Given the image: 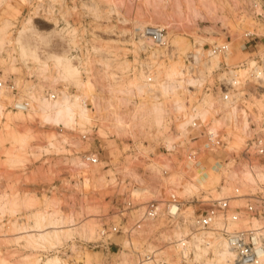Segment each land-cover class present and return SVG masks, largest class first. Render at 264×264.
<instances>
[{
	"label": "rangeland",
	"instance_id": "1",
	"mask_svg": "<svg viewBox=\"0 0 264 264\" xmlns=\"http://www.w3.org/2000/svg\"><path fill=\"white\" fill-rule=\"evenodd\" d=\"M48 1L0 0V28L7 25L1 32L6 43L0 50V77L4 75L2 79L5 81L14 80L31 98L33 94L44 98L43 92L47 90L60 91L59 99L64 93L70 95L71 92L72 97L84 96L81 101L89 103L91 112L96 108L97 101L102 108L99 109V117L95 116L92 122L83 123L78 119L61 131L59 125L44 122L34 112L23 113L20 120L18 112L9 108L13 95L3 89L9 104L6 103L4 110L0 111V192L1 200L5 198L7 204L3 215H0V264H43L51 257L60 258L63 264H95L106 259V252H123L125 249L138 252L149 248H160L171 257L175 251L168 236H176L179 232H172L163 218L157 221L156 227L146 224L137 237L132 238L134 247L121 234L101 238V230L113 226H133L142 217L147 203L168 198L171 189L190 202L186 214L191 218L213 207L217 199L234 198V202H231L233 208H243L249 197L264 193V182L245 186L241 179L232 180L229 177L234 167L242 169L244 166L259 165L264 168V158L249 160L245 156L248 136L239 128H227L219 123L217 126L223 132L224 144L215 150L204 140L192 141L195 144L191 146L200 147L195 164L187 160L185 144L181 143L176 152L166 151L169 146L167 138L173 139L172 144L180 141L177 136L178 132L183 131L180 124L192 116L193 97L190 107L187 106L189 90L180 82L188 52L198 46L208 49L231 39V63L238 64L250 58L254 52L259 53L261 58L260 53L264 52V15L257 16L255 8L251 6L253 0H144L137 5H133L132 0H73L74 6L68 4L62 10L60 8L55 16H48ZM258 2L264 10V0ZM69 7H72V13ZM113 10L118 17L113 16ZM57 18L69 23L71 28L81 27L78 33L83 36L82 42L86 45H101L99 50H80L86 76L73 63L67 50L50 48L51 42L57 37L61 38L54 28L59 23ZM128 22L137 34L141 28L167 26L171 42L167 56L152 59L151 54L156 58L161 53L157 50L155 53L141 54L133 39L129 40L131 33L127 30ZM25 26L30 30L25 41L37 49L38 61L20 55L18 37ZM248 31H254L257 36L254 35L247 49H243V34ZM14 53L17 56L12 55ZM94 53L99 57L93 56ZM52 54H64L71 59L72 64L79 68L82 85L57 77L61 70L55 67L54 59L50 58ZM147 58L155 68L152 72L154 86L140 71V63ZM92 68L93 73H87V69ZM173 68L179 72L178 76L167 77V71ZM129 69L132 76L128 74ZM143 74L145 77H142ZM131 81H134V87L140 88L130 86ZM188 81L195 84L192 78ZM159 83L161 86L167 83L169 90ZM172 86L174 91L170 89ZM257 89L259 93L251 96V102L247 103L257 109L259 115L256 118H261L264 92L255 83L246 87L251 92H257ZM176 100L181 102L180 107L176 106ZM203 100L205 104L207 100L213 103L211 98ZM204 102L198 98L196 108L203 110ZM155 103L165 105L168 126L161 131L146 128L144 136L140 130L133 128L135 121L131 118L136 109L134 106L142 104L147 109ZM199 105L202 107L199 108ZM220 108L222 117L215 121H223L228 115L229 107L226 104L220 105ZM213 112L211 109L207 116ZM183 115L188 117H184V120ZM116 116L121 117L122 122H118ZM118 125L121 130L116 128ZM77 126L79 128L75 133L69 132ZM92 126H96L92 139L82 141L79 133ZM228 129L232 130L233 135L228 134ZM17 134L30 137L25 149L20 152L21 155L23 152V161L11 164L10 157L20 151L13 141ZM238 137L243 141L238 142ZM89 151L99 153L98 165L83 162V156ZM79 160L85 169H82ZM155 164L160 172L150 170L154 169L152 166ZM164 170H169L168 174L164 175ZM190 181L197 184L199 189L182 195ZM239 195L244 198L240 205L235 202L239 200ZM37 212H58L67 221L75 220L77 230L88 223L95 227L96 232L92 238L85 237L81 232L59 242L30 246L25 239V230L33 226ZM4 217L6 220L1 223ZM70 224L73 223L66 226ZM240 225L245 224L242 222ZM27 227L29 229H25ZM215 235L219 236L217 233ZM127 243L129 245L126 246ZM110 244L111 250L108 248ZM208 251L213 253L212 249ZM207 253L202 257L204 260H198L201 264L213 259L214 254L208 258Z\"/></svg>",
	"mask_w": 264,
	"mask_h": 264
},
{
	"label": "built area",
	"instance_id": "2",
	"mask_svg": "<svg viewBox=\"0 0 264 264\" xmlns=\"http://www.w3.org/2000/svg\"><path fill=\"white\" fill-rule=\"evenodd\" d=\"M143 1L144 0H132V4H141ZM40 2H42V0H40ZM48 3V16H55L60 8L62 10V8L68 4L75 5L73 0H49ZM251 6L255 8L257 16L264 15V10L260 7L258 0H253ZM70 8L72 7L68 9ZM84 10L81 12H84ZM70 11L72 13L71 9ZM120 11L122 10L120 9ZM113 16L118 17L115 10H113ZM57 19L59 23L54 25V28H56L61 35V38L57 37L53 43L51 42L50 48H63L67 50L73 63L84 72V58H81L82 54L80 55V50L84 48L99 50L102 48L101 45L98 43H94L90 46L86 45L82 42L83 36L78 33L81 27L71 28V25L63 19ZM121 21L124 22L123 20ZM127 26V30L131 33L129 35V40L133 39V43L137 44L141 54H151L155 53L157 50L161 51V53L157 55L156 58L155 55L151 54L152 59H162L167 56L171 47L169 29L167 26L158 25L141 28L138 34L135 32L132 24L128 22ZM254 35L257 36L254 31H248L243 34V40L245 41L243 49H247ZM136 38L138 41L135 42ZM231 44L232 41L230 39L229 41L210 46L208 49H205L204 46H198L188 52L184 58L183 76L180 82L186 85L189 90V101L187 106L190 107L191 97H193L194 100V103L191 104L193 113H195L196 106L198 105V98L201 101L211 98L213 102L216 103L214 105L216 111L213 112L211 116L205 118L201 116L192 117L187 127V137L183 138V141L181 138L180 141H176L170 147L167 146L166 148L167 152H176L180 149L179 145L181 143L185 144L184 152L187 156V160L192 164L197 162L200 153L199 146H191L195 144L192 143V141L198 142L199 139L200 141L204 140L205 144L214 150L220 148V146L224 144L223 132L220 128H214L215 120L222 117V114L217 112L220 103H231L249 114V136L247 137L245 156L249 160L264 158V110L261 112V118H256L258 117L257 109L249 106L247 103L251 102V96L259 93V89H257V92L246 90L249 84L255 83L260 86V91L264 92V52H262L263 54L260 53L262 55L261 58L259 53L254 52L251 54L250 58L238 64H233L230 60ZM93 56L99 57L97 53H94ZM148 58L143 60L139 67L140 71L144 72L147 76L148 83L153 84L155 79L152 72L155 68L151 66V62H149ZM214 64H216L215 67ZM87 73H93V68L87 69ZM83 74L86 76L85 72ZM118 74L122 75V73ZM121 75L117 76L120 77ZM190 78L195 80V84L189 83L188 80ZM0 89H4L8 94L13 95L14 99L9 106L10 111L30 112L36 107L34 106L32 98L24 93L14 80L8 79L5 81L0 77ZM69 94L73 95L71 92ZM60 96V91L49 92L47 90L43 92V97L50 101L59 99ZM86 105L89 107L88 102H86ZM170 126L172 125L170 124ZM58 127L61 131L66 129L64 126ZM95 127L96 126H92L88 129L90 131H81L79 133L81 140L90 141ZM77 128H79V126L74 128V130L70 129L69 132L75 133ZM83 157L82 160L88 165L95 166L100 163L99 153L95 151H89ZM82 169H85L84 166ZM168 171L169 170H165L163 174H168ZM1 196L2 193L0 192V197ZM232 199L234 198H222L217 200L213 207L202 211L192 218H187L186 212L190 202L185 198L179 197L176 191L171 189L168 198L152 200L147 203L142 217L133 226L127 228L122 226L104 228L101 230L100 237L107 238L114 234H121L131 241L133 237H137L136 235L139 231H142L146 227V224L152 221L157 222L163 218L168 222V225H170L169 228L172 232L175 231L181 234V236L174 239H171V236L174 234H170L169 236V240L171 241L170 245L175 251L172 252L173 256H168L166 252H162L160 248H149L144 251L140 249L138 252H106V259L101 263L95 264H124L129 261V259H134L135 264H201V262L196 259V245L201 243L198 242L197 238L199 237L202 239V246H204V242L207 241L209 243L213 239L205 234L209 231H217L219 235L226 239L229 248L234 254V264H263L264 193H258L255 196L249 197L243 208H233L231 204ZM5 220L6 218L4 217L1 223L5 222ZM219 221H221L223 225L222 227L216 228L215 226ZM239 222H247L250 226L244 229L230 228L231 224ZM252 222H257L258 225H251ZM131 246L134 247L132 241ZM108 248L111 250L112 245H108ZM211 256H213V253L208 252L207 257L210 258Z\"/></svg>",
	"mask_w": 264,
	"mask_h": 264
},
{
	"label": "bare ground",
	"instance_id": "3",
	"mask_svg": "<svg viewBox=\"0 0 264 264\" xmlns=\"http://www.w3.org/2000/svg\"><path fill=\"white\" fill-rule=\"evenodd\" d=\"M6 24H7V22H6ZM6 26L7 25H5L4 28ZM4 28H0V29H2V30H0V36H1V32L6 29V28L5 29ZM29 31L30 30L25 26L23 28V30H21L19 33L18 42H19L20 48H21L20 55H22L21 57H23V58L33 57L34 58V59L32 58L33 60L38 61V58L40 59V57L36 51L37 49H34L35 48L34 46L32 47L31 45L27 44L25 41ZM5 43L6 42H5L4 36H1L0 37V50L2 49V47ZM55 54L54 55L52 54L53 56H51L50 58L52 60L54 59L55 67L59 68L61 70L60 76L58 75L57 77H59L60 79L66 80V81L67 80H70L73 82L75 81V83L77 81L79 84L80 83L79 68L75 67V65L72 64L71 59H69L64 54H62V55H59V54L55 55ZM12 55L17 56L16 53H14ZM12 55H10V56L14 57ZM14 59H15V57H14ZM43 67L46 69L47 65L44 64ZM44 68H42V69H44ZM9 70H12V69L9 68ZM13 70H14V68H13ZM42 71H44V70H42ZM44 72H46V71H44ZM178 74H179V72L175 68L167 71V73H166L167 77H175L176 75L178 76ZM143 75H142V77H145V75L144 76ZM57 77H56V79H57ZM134 85H135L134 81H131L130 86H132L133 88H136V89L140 88L139 86L134 87ZM145 85H147V84H145ZM145 85H144V87H145ZM159 85H160V83H159ZM153 86H154V84H153ZM173 86L170 89H172L174 91ZM156 87H157V85L155 86V88ZM161 87L164 88L165 90H169L167 83H165L164 86H161ZM3 91H4L3 89H0V111L4 110V108L6 107L5 106L6 103H8L7 101H9L6 97V95L3 93ZM122 91H123V89H122ZM126 91H128V90H126ZM150 91L153 92L152 89ZM32 96L34 97V100L32 99V101L34 102V106H36V107H34L30 112H34L36 114H39L44 122L57 124L59 126H70L71 124H74L75 122H77L78 119H80L83 123H90L94 120L95 116L99 117L97 115L99 114L98 113L99 109L102 106L99 104L100 102L96 100L97 101V104L95 106L96 108H94L93 112H91L89 107H87L88 105H86V103L84 104L81 101V100H84L83 99L84 96H81V95H78L76 97H72V96L68 95L67 93H64L63 96L59 100L56 99L54 101H50V100L46 99L45 97L44 98L36 97L37 95H34V94ZM92 100L95 101V98L94 99L92 98ZM175 102H176L177 107L181 106L179 104L181 102L178 103L177 100ZM202 102H204V100ZM207 102H209V103H207ZM207 102H206V104L204 102V104L206 105V106L204 105V107H202V105H199L200 106L199 108L202 107L203 110H198L196 108L195 113H193V111H192V113L189 111L192 114V116L189 118L191 119L194 116H196V117L201 116V117L205 118V117H207V114L209 111H211V109H212V111L215 112L216 109L214 108V105L216 103L213 102L211 104V100L210 101L207 100ZM222 104H226V106L229 107V109H228L229 112L227 113L228 115L225 116V118H223V121H215L214 128L215 129L218 128L217 125H219V123H221V124H223L222 126H227V128H233V129L239 128L242 131H244V135L249 136V128H248V126H249V124H248L249 114H247V112H245L244 110L241 112L237 106H234L231 103H220V105H222ZM103 105H104V103H103ZM110 106H112V104ZM164 106L165 105L163 103H155L151 107L144 109L146 107L145 105L135 104L134 107L136 109L133 112L134 114H132L133 118H131L132 120L135 121L133 128L140 130L139 132L143 133L144 136H146L144 133V130L146 128H158L159 131H161L162 128L166 129L168 125H167V123H166L167 121L165 119V114H164L165 108H164ZM220 110H221V108L219 106L217 112L220 113ZM23 113H26V112H18V114L20 116V120L23 119V116H24ZM182 117L184 118V117H188V116L183 115ZM186 119L187 120L185 122H182L180 124V128L183 131L177 133L178 134L177 136L179 137V139L182 138V141H183V138L187 137V135H186L188 133L187 127L191 121L188 118H186ZM95 120H96V118H95ZM116 120L118 122H122L121 117L116 116ZM184 120H185V118H184ZM23 121H26V120H23ZM179 122H180V119H179ZM119 127H121V126L118 125V127H116V128L118 129ZM119 130H121V129L119 128ZM228 130H229L228 134L233 135L232 130L231 129H228ZM12 135H15V134H12ZM241 135H242V133H241ZM29 137H30L29 135H18V134L15 136V138L13 137V141H15L14 143L18 144L20 151L18 154H14L13 156L10 157L9 160H10L11 164H18V163H21L23 161V152H22V155L20 154V152L25 149L26 145L28 144ZM242 137H244V136H242ZM238 138H239L238 142L243 141V139L241 137H238ZM172 140L173 139L170 137L167 138V143L169 144L168 147H170L172 145ZM50 144L52 145L51 142H50ZM81 162L82 161H80L79 163H81ZM156 166H157L156 164H155V166L153 165L152 167H154V169L152 168L150 170H153V171L157 170L158 168ZM157 171L160 172L159 170H157ZM164 172H165V170H164ZM156 173L157 172H155V174ZM229 177L232 180L241 179L243 181L242 183L244 185L245 184L246 185L247 184L254 185V184H257L259 181L264 182V168H262L259 165H254L252 167L251 166L250 167L244 166L242 169H237L236 167H234L232 169V171L229 173ZM192 184L193 183H191V181L189 184L188 183L186 184V186L184 187V192L182 195H184V193L186 195H188L192 192L193 189L195 191L199 189V188H197L198 186H196L197 184L196 185H194L195 183L193 185ZM237 198H239V200H238L239 202L237 200L235 202H237L238 205H240V202H242V200L244 199L243 195H239V196H237ZM1 199H3L2 196L0 197V201H2L1 205H0V215L2 216L3 215L2 211H4L7 204L5 205V198H4V201ZM232 202H234V201H232ZM58 214H59L58 212H54V213H46V212L38 213L37 212L36 215L34 214L35 223L33 224L32 227H30V229H29V227L25 228V229H29V230H25L26 232L24 231L25 234L27 233L26 234L27 238H25L26 242L28 244H30V246L31 245L37 246L40 244L50 243L52 241L53 242H59L64 238H69L71 236H74V234H76V233H78V235H79L81 232H82L81 234L84 233L85 237H88V238H92L94 236L96 230H95V227L93 225L87 223L85 225H82V227L79 230H77L76 227H78V226L76 225V223H74L75 220L69 219V221H67L68 219L66 220V218L60 217ZM186 217H189V216L186 214ZM69 223H73V224H70V226H66ZM156 223L157 222H155V221L150 222V224L154 225L155 227L157 226ZM219 223H221L220 227H222L223 223L219 221V222H217V224L215 226L216 228H219L218 227ZM240 223H242V222H239L236 224H231L230 228L235 229L237 226H239L236 229H240V228L243 229V227L248 228L250 226V224H248L247 222H244V224L246 226L245 225L241 226ZM235 225H236V227L232 228ZM251 225L255 226V225H258V223L252 222ZM72 226H75V228ZM66 227L68 228L67 231L65 230ZM216 233H217V231H209V232L205 233L208 237H211L213 239L209 243L207 241L204 242V247L202 246V244H203L202 239L199 237L197 238L198 242H201V243L196 245V249H195L196 259L202 260L203 259L202 257L207 253V250L212 249L213 254H214V257H212L213 259H207L205 261L206 263H203V264H234V262H233L234 254L231 251V249L229 248V245H228L226 239L223 238L218 233L217 234L219 236H216L215 235ZM179 236H181L180 233H178L176 236H171V239L177 238ZM168 238H169V236H168ZM130 243H131V241H130ZM127 245H129V244L127 243L126 246ZM123 252H128V250L125 249ZM43 264H63V263H62L60 258H58V257L52 258L51 257L50 259H47V261H45ZM124 264H135V260L129 259V261L125 262ZM263 264H264V259H263Z\"/></svg>",
	"mask_w": 264,
	"mask_h": 264
}]
</instances>
